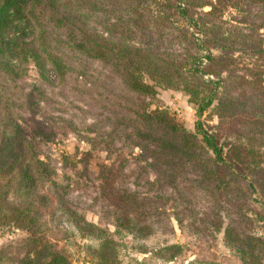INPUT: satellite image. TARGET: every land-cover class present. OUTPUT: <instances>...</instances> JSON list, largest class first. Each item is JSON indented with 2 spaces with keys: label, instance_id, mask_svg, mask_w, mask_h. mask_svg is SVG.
I'll return each instance as SVG.
<instances>
[{
  "label": "trees",
  "instance_id": "16d2710c",
  "mask_svg": "<svg viewBox=\"0 0 264 264\" xmlns=\"http://www.w3.org/2000/svg\"><path fill=\"white\" fill-rule=\"evenodd\" d=\"M159 88L186 96L193 131L151 107ZM69 134L72 178L43 152ZM61 223L96 264H120L123 234L147 254L128 264L172 262L175 228L264 264V0H0V229L23 234L0 264H75Z\"/></svg>",
  "mask_w": 264,
  "mask_h": 264
},
{
  "label": "rangeland",
  "instance_id": "374dc122",
  "mask_svg": "<svg viewBox=\"0 0 264 264\" xmlns=\"http://www.w3.org/2000/svg\"><path fill=\"white\" fill-rule=\"evenodd\" d=\"M201 53H203V51H201ZM33 76V71H29V76L25 81L31 82ZM103 84L106 85L107 82L104 81ZM70 98H72V96L67 94L66 101L68 102ZM155 98L156 100L153 101L151 107L159 106L164 108L178 121H180L184 127L192 131L194 130V121L197 117L194 115L191 105L187 102L186 96L179 91L159 88L155 94ZM79 108L83 109V106L77 101L75 104H69L66 111L68 114L79 115L81 114ZM201 120L208 126H212L216 123V118L210 113H204L201 116ZM84 149V143L79 142V140H77L72 134L58 136L55 143L43 146V152L48 153L52 157L58 158L60 154L68 156L64 162L66 166L63 167L64 169L61 173L63 172L70 177L71 175L69 173L73 171V169H79L81 165L77 164L73 169L69 168V166L72 165L74 161L79 159L81 151ZM101 159L102 154L96 153L91 157H87L86 161H89L90 166L95 169L94 162L100 161ZM61 173L58 171V175H61ZM73 179H75V177H73ZM253 197L254 196L251 195L250 203L252 206L257 207L258 201L254 200ZM81 207L84 208L83 214L87 220L97 224H102L95 206L85 200L81 204ZM58 228V231L56 230V238H58L57 247L63 249L73 263L96 264L95 259L91 256V253L97 245L95 240L92 238L79 237L67 223H61ZM107 228L110 230L112 229L111 226H107ZM254 232L259 234V228H255ZM22 236L23 234L13 229H0V244L11 239H19ZM118 240L123 243V245L116 250V258L120 264H128L132 260H139L147 257V254H141L135 251L134 242L130 239L129 235L123 234ZM171 241L177 242L183 246L179 256L175 257L172 262H163L160 259L148 257L149 260H147V263L187 264V262H190V264H240L237 257L223 246L221 234H218L216 239L212 242L206 240V238L199 241L195 240L192 236H189L185 231L175 228L174 236Z\"/></svg>",
  "mask_w": 264,
  "mask_h": 264
}]
</instances>
